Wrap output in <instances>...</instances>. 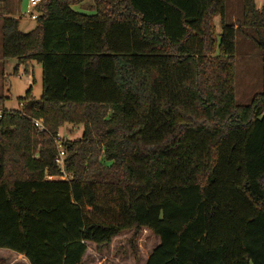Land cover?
<instances>
[{
  "label": "trees",
  "instance_id": "16d2710c",
  "mask_svg": "<svg viewBox=\"0 0 264 264\" xmlns=\"http://www.w3.org/2000/svg\"><path fill=\"white\" fill-rule=\"evenodd\" d=\"M19 1L0 0L1 59L39 66L42 92L0 114V250L83 264L88 245L147 231L145 264H264V5L241 0L234 25L225 0H92L91 16L41 0L22 33ZM238 35L262 62L245 106ZM64 125L81 138L57 143Z\"/></svg>",
  "mask_w": 264,
  "mask_h": 264
},
{
  "label": "rangeland",
  "instance_id": "374dc122",
  "mask_svg": "<svg viewBox=\"0 0 264 264\" xmlns=\"http://www.w3.org/2000/svg\"><path fill=\"white\" fill-rule=\"evenodd\" d=\"M89 1L90 9H94L92 0ZM19 2V30L22 33L30 32L35 27V21L29 19L27 10L34 15L35 11L33 9H27L28 0H20ZM7 4L9 5V2ZM88 4H85L80 9H89ZM255 5L257 8H260L264 5V0H255ZM73 10L78 11L77 7L73 8ZM241 16L242 1L225 0L226 22L237 25L241 20ZM214 24L219 33L218 18L215 19ZM246 34L248 36L253 35L249 31H246ZM31 64L32 70L30 65H20L15 59L3 61L0 54V98L4 100V104L0 106V114L2 110L8 112L20 111L21 105H19V101L24 97L29 87H31V95L35 100L41 97V69L35 63ZM261 89V55L248 38L238 35L236 37L234 78L236 104L239 106L248 105L252 98L261 92ZM38 122L42 125V121ZM43 129L44 127L42 125ZM35 130L42 131L38 128H35ZM81 135L82 127L64 125L58 130L55 139L57 143L64 140L73 141L81 138ZM57 146L59 145L57 144ZM132 237L133 231L123 232L111 241L109 247L101 250H97L92 244L88 245L83 264H145L149 255L159 245V240L147 231H142L135 241L132 240ZM0 264L28 263L23 256L17 255L9 250L1 249Z\"/></svg>",
  "mask_w": 264,
  "mask_h": 264
},
{
  "label": "built area",
  "instance_id": "2783aa9c",
  "mask_svg": "<svg viewBox=\"0 0 264 264\" xmlns=\"http://www.w3.org/2000/svg\"><path fill=\"white\" fill-rule=\"evenodd\" d=\"M39 2H41V0H28L27 9H33ZM27 14H28V17H29L30 20H35L36 19V15H34L31 12L29 13L28 10H27ZM33 126L35 128H38V129L42 130V125L38 121H34L33 122ZM63 161H64V151L62 149H58V153H57V156L54 159V163L57 165L58 169L61 172V177H59V179L68 180V179H70V177L64 173ZM50 179H53V178H50Z\"/></svg>",
  "mask_w": 264,
  "mask_h": 264
},
{
  "label": "crops",
  "instance_id": "0c3cea01",
  "mask_svg": "<svg viewBox=\"0 0 264 264\" xmlns=\"http://www.w3.org/2000/svg\"><path fill=\"white\" fill-rule=\"evenodd\" d=\"M89 0H87V1H85V2H83V3H81L80 5H77V6H75V7H72V10H73V8H76L77 7V10L79 11H75V12H77V13H79V14H82V15H86V16H91V15H93L94 14V12H95V10L94 9H90V7H89V2H88ZM85 4H88L87 6L89 7V9H80L81 7H84V5ZM0 18H2V15H0ZM1 22V21H0ZM32 31V30H31ZM26 33H28V32H26ZM28 65H30V67H31V70H32V64L30 63V64H28Z\"/></svg>",
  "mask_w": 264,
  "mask_h": 264
}]
</instances>
